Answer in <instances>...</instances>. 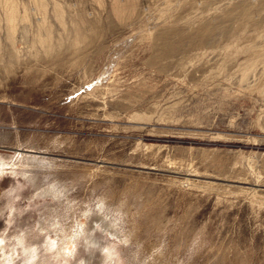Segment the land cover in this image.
<instances>
[{"label":"rangeland","instance_id":"rangeland-1","mask_svg":"<svg viewBox=\"0 0 264 264\" xmlns=\"http://www.w3.org/2000/svg\"><path fill=\"white\" fill-rule=\"evenodd\" d=\"M0 162V264H264V0H0Z\"/></svg>","mask_w":264,"mask_h":264},{"label":"snow or ice","instance_id":"snow-or-ice-1","mask_svg":"<svg viewBox=\"0 0 264 264\" xmlns=\"http://www.w3.org/2000/svg\"><path fill=\"white\" fill-rule=\"evenodd\" d=\"M6 174H10V173H5L3 170V164L2 162H0V176L6 175Z\"/></svg>","mask_w":264,"mask_h":264},{"label":"bare ground","instance_id":"bare-ground-1","mask_svg":"<svg viewBox=\"0 0 264 264\" xmlns=\"http://www.w3.org/2000/svg\"><path fill=\"white\" fill-rule=\"evenodd\" d=\"M14 5V4H13ZM14 11V10H13ZM11 16H13V15H11ZM12 18V17H11ZM13 22V21H12Z\"/></svg>","mask_w":264,"mask_h":264},{"label":"clouds","instance_id":"clouds-1","mask_svg":"<svg viewBox=\"0 0 264 264\" xmlns=\"http://www.w3.org/2000/svg\"><path fill=\"white\" fill-rule=\"evenodd\" d=\"M69 251H71V249H69Z\"/></svg>","mask_w":264,"mask_h":264}]
</instances>
